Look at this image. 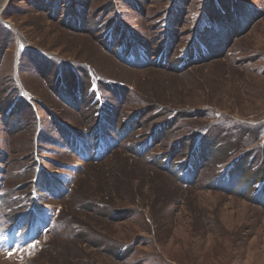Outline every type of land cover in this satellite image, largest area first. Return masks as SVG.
I'll return each instance as SVG.
<instances>
[{
    "label": "rangeland",
    "instance_id": "1",
    "mask_svg": "<svg viewBox=\"0 0 264 264\" xmlns=\"http://www.w3.org/2000/svg\"><path fill=\"white\" fill-rule=\"evenodd\" d=\"M0 264H264V0H0Z\"/></svg>",
    "mask_w": 264,
    "mask_h": 264
},
{
    "label": "trees",
    "instance_id": "2",
    "mask_svg": "<svg viewBox=\"0 0 264 264\" xmlns=\"http://www.w3.org/2000/svg\"><path fill=\"white\" fill-rule=\"evenodd\" d=\"M229 1V0H228ZM228 3H230V2H228Z\"/></svg>",
    "mask_w": 264,
    "mask_h": 264
}]
</instances>
